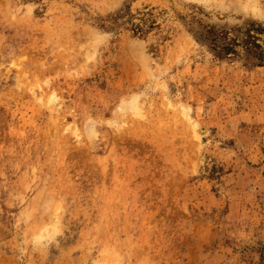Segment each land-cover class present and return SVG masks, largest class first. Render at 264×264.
Here are the masks:
<instances>
[{"label":"rangeland","instance_id":"1","mask_svg":"<svg viewBox=\"0 0 264 264\" xmlns=\"http://www.w3.org/2000/svg\"><path fill=\"white\" fill-rule=\"evenodd\" d=\"M0 264H264V0H0Z\"/></svg>","mask_w":264,"mask_h":264},{"label":"trees","instance_id":"2","mask_svg":"<svg viewBox=\"0 0 264 264\" xmlns=\"http://www.w3.org/2000/svg\"><path fill=\"white\" fill-rule=\"evenodd\" d=\"M141 29V27L138 25V24H135L134 26H133V28H132V30L135 32V31H138V30H140ZM215 38H211V43L213 44V46L214 47H216V46H218V45H216V43H215ZM227 48H229V47H226V46H223V47H221L220 48V50H223V49H227Z\"/></svg>","mask_w":264,"mask_h":264},{"label":"bare ground","instance_id":"3","mask_svg":"<svg viewBox=\"0 0 264 264\" xmlns=\"http://www.w3.org/2000/svg\"><path fill=\"white\" fill-rule=\"evenodd\" d=\"M49 99L52 101L53 99H55V97L52 95ZM132 108H133L134 111H137L136 106H135L134 104H133V107H132ZM138 111H139V110H138ZM138 111H137V112H138ZM138 113H139V112H138Z\"/></svg>","mask_w":264,"mask_h":264}]
</instances>
